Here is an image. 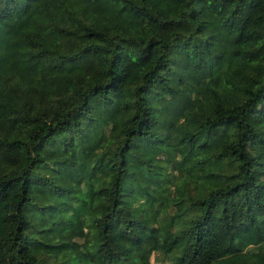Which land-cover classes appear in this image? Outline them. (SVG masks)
Wrapping results in <instances>:
<instances>
[{"label":"trees","instance_id":"trees-1","mask_svg":"<svg viewBox=\"0 0 264 264\" xmlns=\"http://www.w3.org/2000/svg\"><path fill=\"white\" fill-rule=\"evenodd\" d=\"M261 111L264 0H0V264H264Z\"/></svg>","mask_w":264,"mask_h":264},{"label":"rangeland","instance_id":"rangeland-1","mask_svg":"<svg viewBox=\"0 0 264 264\" xmlns=\"http://www.w3.org/2000/svg\"><path fill=\"white\" fill-rule=\"evenodd\" d=\"M256 125L262 126L264 125V112L261 111L257 114L255 119L252 120ZM251 152L256 156V158L260 161V164L258 166L257 170V176L258 178L264 179V150L263 148L258 144H252L249 146ZM264 198V196H263ZM154 263V260L152 261ZM167 260L158 261V264H167Z\"/></svg>","mask_w":264,"mask_h":264}]
</instances>
